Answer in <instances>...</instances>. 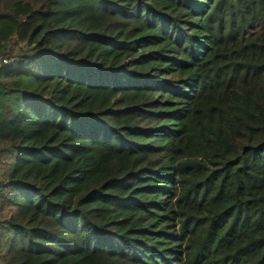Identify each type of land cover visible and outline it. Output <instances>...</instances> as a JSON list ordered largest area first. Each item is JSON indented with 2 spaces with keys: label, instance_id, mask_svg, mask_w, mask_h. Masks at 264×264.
Returning a JSON list of instances; mask_svg holds the SVG:
<instances>
[{
  "label": "trees",
  "instance_id": "trees-1",
  "mask_svg": "<svg viewBox=\"0 0 264 264\" xmlns=\"http://www.w3.org/2000/svg\"><path fill=\"white\" fill-rule=\"evenodd\" d=\"M2 59L0 264H264V0H0Z\"/></svg>",
  "mask_w": 264,
  "mask_h": 264
},
{
  "label": "rangeland",
  "instance_id": "rangeland-1",
  "mask_svg": "<svg viewBox=\"0 0 264 264\" xmlns=\"http://www.w3.org/2000/svg\"><path fill=\"white\" fill-rule=\"evenodd\" d=\"M10 153L9 151L7 150V152H4V153H0V172L1 173H5V171L8 169V166L11 162L10 160ZM7 216V212L6 211H3L1 212L0 211V218L1 217H5Z\"/></svg>",
  "mask_w": 264,
  "mask_h": 264
},
{
  "label": "built area",
  "instance_id": "built-area-1",
  "mask_svg": "<svg viewBox=\"0 0 264 264\" xmlns=\"http://www.w3.org/2000/svg\"><path fill=\"white\" fill-rule=\"evenodd\" d=\"M9 61L6 60V59H2L0 60V69L3 67V66H6L8 65Z\"/></svg>",
  "mask_w": 264,
  "mask_h": 264
}]
</instances>
